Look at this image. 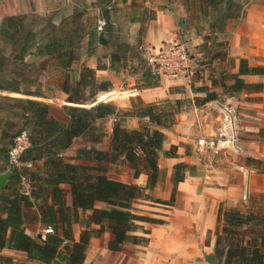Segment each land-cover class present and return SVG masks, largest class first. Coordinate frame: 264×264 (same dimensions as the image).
I'll list each match as a JSON object with an SVG mask.
<instances>
[{"label": "crops", "instance_id": "crops-1", "mask_svg": "<svg viewBox=\"0 0 264 264\" xmlns=\"http://www.w3.org/2000/svg\"><path fill=\"white\" fill-rule=\"evenodd\" d=\"M99 18L106 20L102 32L95 28ZM164 41L184 43L191 68L177 79H150L139 65V47ZM240 60L262 68L263 74L238 75ZM236 76L251 88L226 90ZM101 84L112 90L101 92ZM99 93L98 101L114 102L121 121L113 123L112 115L96 119L91 130L62 152L61 162L145 188L147 176L135 179L125 154L114 150L112 130L117 125L128 133L159 131L164 140L151 195L169 201L174 192V203L139 202L152 210L140 214L164 221L140 224L149 232L147 243L110 251L113 236L106 229L90 239L83 264H206L215 247L218 210H245L250 189L264 193V175L246 165L249 158L264 160V0H0V175L7 172V149L17 133L26 129L39 143L48 142L51 121L60 130L67 127L66 108H84ZM30 103L47 107L39 125ZM145 107H152L156 122ZM163 112L173 114L171 126L155 124L166 125ZM222 127L226 133L234 128L237 149L197 154L195 140L217 135ZM171 148L173 155H168ZM82 151L90 152L89 160L79 156ZM46 161L34 162L33 171H18L32 181L26 194L31 205L23 209L24 231L32 237L48 227L41 222L44 205L52 203L46 182L53 177ZM177 164L186 169L184 180L174 186ZM32 184L37 189L30 196ZM8 186L9 179L0 196L11 197ZM59 187L70 206L69 186ZM243 187L247 203L240 202ZM79 232L75 226L76 239ZM1 254L44 264L7 248Z\"/></svg>", "mask_w": 264, "mask_h": 264}, {"label": "trees", "instance_id": "trees-1", "mask_svg": "<svg viewBox=\"0 0 264 264\" xmlns=\"http://www.w3.org/2000/svg\"><path fill=\"white\" fill-rule=\"evenodd\" d=\"M257 74H263V69L251 68L246 60H240L238 75ZM237 76L234 85L226 87V90L237 92L251 88ZM149 77L155 79L151 75ZM108 87V84H101L100 91H109ZM30 106L35 111L37 124H41L45 119L47 107L34 103H30ZM115 110L113 105L102 103L89 109L66 108L70 118L69 125L60 130L56 122L51 121L50 130L53 137L44 143L36 141L24 129L28 133L30 146L25 151L23 159L36 162L44 157L53 177L51 181L46 182L47 198L52 203L44 205L41 219V222L53 232L46 235L44 240L25 233L23 209L29 207L31 203L29 196L22 192L20 172H12L8 186L11 197L0 196L2 205L0 206V264H26L2 255L1 252L5 248L24 254L29 261L44 264H83L90 239L100 237L106 229L113 236L108 243V249L117 252L127 243L135 245L147 243L149 232L140 224H164L161 219L140 214L141 210L135 207L139 202L166 206H172L174 203V192L169 201L154 199L151 195L159 175L157 159L164 140L161 132L154 130L147 133H128L119 129L117 125L112 130L111 144L114 150L125 154V160L134 168L135 179L141 174L147 176L145 188L111 180L102 175H92L88 168L62 163L61 158L58 157L71 146L75 138H80L91 130L96 119L113 115ZM145 113L152 121H157L153 119L152 107H145ZM161 116L166 119V125L155 123L156 125L168 127L173 124L171 112H163ZM173 150L174 148H171L168 155H173ZM79 156L89 160L90 152L82 151ZM185 169L184 164L173 167L174 186L184 180ZM28 180L31 186L32 181L29 177ZM61 183L67 184L70 188V206L65 204L63 190L59 187ZM32 186L30 196H33L37 189L35 184ZM259 219L261 217L253 213L244 215L240 211L231 210L222 214L221 208L218 210V225L221 221L223 227L221 230L218 229L214 247L217 264H264V223ZM75 226L80 230L78 239L74 237ZM256 226L262 227L261 230L258 231ZM248 228L249 235L241 233ZM136 233L142 235L138 236ZM222 241L223 246H221Z\"/></svg>", "mask_w": 264, "mask_h": 264}, {"label": "built area", "instance_id": "built-area-1", "mask_svg": "<svg viewBox=\"0 0 264 264\" xmlns=\"http://www.w3.org/2000/svg\"><path fill=\"white\" fill-rule=\"evenodd\" d=\"M105 26L106 20L104 18H99L96 21L95 28L97 32H102ZM139 50L141 52L139 65L143 71L149 73V75L155 79L161 77L177 79L185 75L192 65V57L184 43L164 41L158 46H140ZM99 97H97L95 103H106L98 101ZM111 119L113 123H119L121 121V117L116 113L112 115ZM223 130L222 127L217 135L198 137L194 143L196 153L199 155L206 153L216 155L228 146L232 149H237V135L234 128H229L228 133ZM77 139L78 138H75L73 141H76ZM29 146L30 141L27 131L22 130L14 136L6 155L7 172H10L11 174L14 171L18 172L20 170H26L30 172L34 170V162L23 159V155ZM58 157L62 158L63 153H60ZM20 175L21 187H28V190H22L23 194L26 195L31 189L28 176L27 174L21 173ZM247 198L248 194L245 192L242 199L246 200ZM52 232L53 231L50 227H46L43 230V233L39 234L40 237L37 238L44 240L45 236L52 234Z\"/></svg>", "mask_w": 264, "mask_h": 264}, {"label": "rangeland", "instance_id": "rangeland-1", "mask_svg": "<svg viewBox=\"0 0 264 264\" xmlns=\"http://www.w3.org/2000/svg\"><path fill=\"white\" fill-rule=\"evenodd\" d=\"M112 90V89H111ZM111 90H109V91H111ZM106 92H108V91H106ZM104 93V92H103ZM102 93H99L98 94V96L96 95L95 96V98L93 99V101L92 102H90V103H85L83 106H86V108L87 109H89V107L92 105V104H94L95 102H96V99H97V97H99L100 95H101ZM120 99L119 98H116L114 101L115 102H117V101H119ZM114 102H111V101H108V102H106V103H102V104H110V105H112ZM101 104V103H100ZM168 120H169V118H167ZM166 120V119H165ZM103 138H104V135L103 134H100V135H98L97 136V140H99L101 143L102 142H104V140H103ZM206 154H208V153H206ZM200 155H203V154H200ZM205 155V154H204ZM212 155V154H211ZM246 165H249V166H254L255 168H258L259 169V172L262 174V175H264V160L262 161V162H256V161H253L252 159H247L246 160ZM246 177V175H245V172H244V178ZM261 177H264V176H261ZM261 181H264V180H262V178H261ZM24 188V187H23ZM244 189H245V187H243V189H242V191H241V196H240V202L241 203H247L248 201V204H247V208L244 210H240V212L241 213H243L244 215H249V214H252V213H255V214H257L258 215V217H261V219H259L260 220V222H262V223H264V205H261L262 204V199H263V197H264V193L263 192H259V190H257L256 189V191H253L252 189H250V192H249V199H247L246 201L247 202H244L245 200L244 199H242V197H243V194L246 192V189H247V187H246V189H245V191H244ZM253 198H254V200H253ZM264 204V203H263ZM137 209H140L141 211H143V212H145V213H150L152 210H150V208H148V206L147 205H145V204H143V203H140V204H137L136 206H135ZM225 211H227V210H225ZM223 209H221V213L223 214V212H225ZM229 211V210H228ZM231 211V210H230ZM146 216H148V215H146ZM148 217H152V218H158V217H153V216H151V215H149ZM223 224H222V222L220 221V223H219V225H218V229H220L221 230V228L223 227L222 226ZM260 226H261V224H259ZM250 227H253V226H250ZM262 228V227H261ZM261 228L260 227H257L256 226V229L259 231V230H261ZM250 231H249V228H248V230H245V232H244V230H242V232L241 233H243V234H246V235H249L250 233H249ZM240 240V239H239ZM224 245V243H223V241H222V243H221V246H223ZM208 255H211V256H213V258H214V263H209L206 259H205V263L206 264H217V256H216V253L214 252V248L208 253Z\"/></svg>", "mask_w": 264, "mask_h": 264}, {"label": "water", "instance_id": "water-1", "mask_svg": "<svg viewBox=\"0 0 264 264\" xmlns=\"http://www.w3.org/2000/svg\"><path fill=\"white\" fill-rule=\"evenodd\" d=\"M98 104H100V102L95 103V104L92 105L91 107L96 106V105H98ZM84 108H86V107H84ZM89 108H90V107H89ZM10 175H11L10 172H6L5 174L0 175V191H1L2 188L4 187L6 181L9 179ZM37 237H40V235H38ZM205 259H206L209 263H214V258H213V256H211V255H208Z\"/></svg>", "mask_w": 264, "mask_h": 264}]
</instances>
